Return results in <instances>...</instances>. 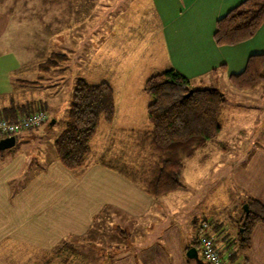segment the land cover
Returning a JSON list of instances; mask_svg holds the SVG:
<instances>
[{"label": "crops", "instance_id": "0c3cea01", "mask_svg": "<svg viewBox=\"0 0 264 264\" xmlns=\"http://www.w3.org/2000/svg\"><path fill=\"white\" fill-rule=\"evenodd\" d=\"M241 1L149 0L152 8L150 17L153 19L157 16L159 19V34L148 36L144 40L137 60L134 55L127 56L128 59L121 63V60H118L117 70L125 65H131L123 68L129 71L137 67V64L148 67L151 66L149 64L157 62L159 67H163L162 70L174 67L192 81H198V86L194 87H215L214 82H222L229 85L232 92L237 90L249 94L258 91L259 95L255 93L256 96H253L256 100L254 106L249 104L248 107L260 108L257 107V100L263 99L260 88L238 90L231 85L229 76L243 71L250 55L264 54V22L253 37L243 42L218 45L214 40L217 19ZM49 8L57 19L63 14L69 15L71 21L69 20L68 26L73 25L76 19L73 0H0V55H41L35 50L37 39L32 35L28 37L22 34V29L25 32L28 25L40 21L42 13L48 12ZM33 32L34 30L31 31L32 34ZM58 37L57 33L56 38ZM74 38L72 40L75 44L76 35ZM108 39L109 44L106 45L108 42L105 40L98 44L99 54H102L103 48H107L121 55L122 49L134 48L135 43L129 42L136 40L133 34L125 39L122 33L113 34ZM84 47H87V43H84ZM19 61V65L23 66L21 58ZM201 79L207 80L208 85L201 84ZM111 85L115 90V86ZM116 97L117 107L119 96ZM145 99L146 110L149 101L146 97ZM120 101L123 104L128 103L124 94ZM4 103L0 104L2 109L9 106L11 100ZM130 109L132 110V107L129 106L119 114L126 121L123 127L136 129L128 121L132 117L129 115ZM116 112L118 113V107ZM258 117L264 121V113ZM115 118L119 119L118 116ZM149 128L151 125L146 129ZM259 132L260 145L247 163L233 166L231 178L244 188L249 198H255L264 205V124ZM52 147L49 158L48 153L46 155L45 166L33 170L31 174H28V171H32L30 168L27 171L22 170L26 162L25 155H15L10 157V163L3 162L0 165V264H14L12 251L15 249L21 250L24 256L20 261L22 264L35 261L42 264L45 260L53 262V258L46 254V251L56 249L67 237L90 231L95 218L109 210L117 217H125L123 231L127 230L131 235L133 233V236L127 235L130 239L127 246H132L128 247L129 250L125 253L123 251V254L113 257L109 261L110 264L195 263L196 259L189 258L186 254V247L191 245L195 238L190 242L191 236L186 234L182 223L172 215L170 217L173 219L165 225H160L163 223L162 217L170 214L178 204L179 207L185 206L189 197L185 183L182 189L177 191L180 192L178 195L173 192L156 198L119 172L99 164V158L91 159V154L84 166L69 169L57 158L53 143ZM198 154L197 152L193 158L187 160L183 176L187 164ZM193 215L192 213L189 217L191 222L196 216ZM129 222L133 224L131 229ZM215 222L220 226V234L224 229L222 221L216 218ZM136 223L139 225L136 226ZM141 224L145 228H142ZM134 234H138L137 240L134 239ZM143 239V242H139ZM222 240L224 241L223 238ZM228 248V264H264V221L255 225L250 248L243 254L240 253L241 250L234 252L229 246ZM233 252L236 255L239 252L240 255L231 260Z\"/></svg>", "mask_w": 264, "mask_h": 264}, {"label": "rangeland", "instance_id": "374dc122", "mask_svg": "<svg viewBox=\"0 0 264 264\" xmlns=\"http://www.w3.org/2000/svg\"><path fill=\"white\" fill-rule=\"evenodd\" d=\"M73 2L76 14L73 25L68 26L69 20L71 21L69 15L63 14L57 19L55 14H52V10L50 12V7L48 12L42 13L43 17L41 16L40 21L28 25L25 32L22 29V34L28 37L32 35L37 39L35 50L41 55L22 57L0 55V104L4 105L8 100L15 105L34 101L36 107H41L48 114V120L41 126L23 129L16 133L18 138L15 145L0 150V165L3 162L10 163V157L25 155L26 162L22 170L27 171L30 168L32 171H28V174L45 166L46 155L48 153L47 158H49V153L51 154L53 149L52 143L63 130L64 120L73 100V90L80 77L95 83L107 81L115 86V97L119 96L118 113L115 114L119 119L114 118L111 124L100 125L94 138V148L90 153L91 159L99 158L104 153L115 134L114 140L117 143L122 138L119 136L121 131L130 128L123 127L126 121L119 114L126 111L129 106L132 107L129 111L132 117L128 121L133 127L143 130L151 125L147 118V106L145 110V97L147 101L150 97L148 94L145 95L144 80L163 67H159L157 62L149 64L151 66L148 67L137 64V67L129 71L123 68L131 65H125L122 69L120 67L119 71L116 67L118 60H121V63L128 59L127 56L134 55L137 60L140 49L145 43L144 40L148 36L155 34L158 36L161 26L157 16L154 15L153 19L150 17L151 3L149 0H73ZM117 33L124 34L125 39L133 34L136 40L129 43H135L134 48L122 49L124 55L103 48L102 54H99L98 44L100 45L104 40L108 42L105 43L106 45L109 44L108 38ZM75 35L74 44L72 39ZM84 43H87V47H84ZM56 53H59L56 62H53L54 64L51 62L49 65L50 57L55 58ZM19 58L22 59L23 66L19 65L21 61ZM25 80L36 82L33 84ZM206 81L200 80L203 82L201 84L208 85ZM198 84V81L191 80L193 87ZM213 84L220 88L227 98L221 119L223 130L205 148L200 149L196 158L187 164L182 181L183 184L185 183L189 197L185 206L179 207L176 203L177 207L170 214L162 217L163 223L160 225L167 224L173 219L170 216L174 215L182 223L186 234H190L191 242L192 238H197L203 233V220L212 223L217 218L222 221L224 227L221 235L218 234V244L223 245L228 242L230 249L236 252L240 251L237 244L239 223L249 197L243 187L236 181L233 182L231 170L235 164L247 163L254 150L260 145L258 135L264 121L258 115L264 113V90L260 87L255 88L261 89L259 91H262L263 99L257 100V107L260 108L253 109L248 106L249 104L254 106L256 100L253 96H256L255 93L259 95L258 91L249 94L237 90L232 92L229 90V85L222 82ZM123 94L128 100L126 104L120 101ZM116 99L118 100V97ZM0 113H3L1 107ZM52 120L55 121L50 125ZM8 135L11 134H0V138ZM131 155L132 158L135 157V147L132 148ZM180 189L182 187L173 192ZM179 193L177 192V195ZM195 212L199 213L195 214ZM192 213L196 216L191 222L189 217ZM124 218L117 217L112 210L97 216L90 231L67 237L56 249L46 251L45 253L53 258V262L45 260L42 264H110L109 261L113 257L123 254V251L125 253L132 246H127V242L130 241L127 235L133 236V233L131 235L129 231H123ZM129 223L131 229L133 224ZM138 225L136 223V226ZM140 226L145 228L142 224ZM142 235L144 236V229ZM137 238L138 234L134 236V239ZM143 241L144 239L139 242ZM226 248L228 253L227 245ZM198 252L202 257L201 248ZM243 252L245 251H240L241 254ZM240 253L238 252L236 256ZM23 257L21 250L12 251V263L22 264L20 261ZM30 264L41 263L35 261Z\"/></svg>", "mask_w": 264, "mask_h": 264}, {"label": "trees", "instance_id": "16d2710c", "mask_svg": "<svg viewBox=\"0 0 264 264\" xmlns=\"http://www.w3.org/2000/svg\"><path fill=\"white\" fill-rule=\"evenodd\" d=\"M263 22L264 0H242L217 19L214 40L218 45L243 42L253 37ZM57 55L50 57L49 65L56 62ZM263 70L264 54H252L245 69L232 73L229 81L238 90L258 87L264 90ZM28 82L34 84L36 81ZM143 89L150 97L147 116L151 128L123 129L119 135L122 138L117 143L115 134L98 163L119 172L157 198L182 187L187 160L220 135L227 98L217 87H193L191 79L174 67L151 74L145 80ZM37 110L43 109L36 107L34 101H27L19 105L11 103L1 114L16 118ZM115 114L116 99L111 83H95L80 77L73 90L63 130L53 141L57 158L69 169L84 166L100 125L111 124ZM17 138L16 135V141ZM134 147L136 155L132 158ZM246 203L248 211L244 210L237 238L241 251L250 248L255 225L264 221V205L252 197ZM210 230L218 237L221 229L213 221ZM224 245L229 246L228 242ZM191 246L200 250V236L186 247V251ZM230 257L234 260L236 254L233 252ZM195 263L205 264L200 254Z\"/></svg>", "mask_w": 264, "mask_h": 264}, {"label": "built area", "instance_id": "2783aa9c", "mask_svg": "<svg viewBox=\"0 0 264 264\" xmlns=\"http://www.w3.org/2000/svg\"><path fill=\"white\" fill-rule=\"evenodd\" d=\"M47 120L48 114L45 110L18 115L16 118H7L0 113V134L15 135L23 129L39 127ZM202 228L205 232L200 235V248L205 264H228L227 248L224 244H218L216 234L210 231L211 222L203 221Z\"/></svg>", "mask_w": 264, "mask_h": 264}, {"label": "water", "instance_id": "95a60500", "mask_svg": "<svg viewBox=\"0 0 264 264\" xmlns=\"http://www.w3.org/2000/svg\"><path fill=\"white\" fill-rule=\"evenodd\" d=\"M55 120H52L50 122V125H52L54 123ZM16 143V135H9V136H5L0 138V150L3 149H7L10 148L12 146H14ZM245 209L246 211H248V204H245ZM187 256L189 258H193V259H199V252L196 246H191L187 252H186Z\"/></svg>", "mask_w": 264, "mask_h": 264}]
</instances>
